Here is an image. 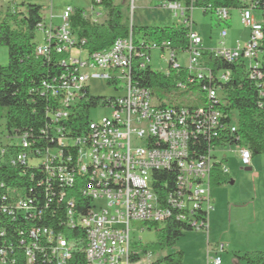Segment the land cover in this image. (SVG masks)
<instances>
[{
    "label": "built area",
    "instance_id": "built-area-1",
    "mask_svg": "<svg viewBox=\"0 0 264 264\" xmlns=\"http://www.w3.org/2000/svg\"><path fill=\"white\" fill-rule=\"evenodd\" d=\"M13 1L0 0V17L6 4L15 5ZM62 1L64 4L57 17L60 22L54 24L50 4L48 20L43 17L36 27L37 34L41 35V41L34 50L36 56H46L53 45L57 53L69 54L67 62H76L75 71H66L52 82L41 84L43 92L55 100L56 108L47 110L51 124L65 120L69 108L87 99L89 80H103L116 91L118 82L122 81L123 86L119 95L105 97L106 102L100 104L111 109L109 116L99 121L89 120L85 134L59 137L62 146L75 150L72 156L69 153L67 157V160L73 159L74 169L71 171L61 164L52 166L53 162L61 159L62 154L58 150H32L25 136L17 142L10 138L11 146L18 145L20 152L15 159L9 157L8 160L12 164L15 161L35 166L41 164L47 175L56 174L59 181L68 186L70 179H75L74 173L82 182L88 181L87 188L81 190L92 200L91 208L82 214V218H75L72 215L73 200H69L64 218L59 219L60 227L68 229L79 225L85 231L86 264H162L158 263L162 257L154 255L149 249L143 251V245L131 239L132 224L140 222L144 227L151 224L162 226L171 220L192 230H206L208 214L213 210L210 195L212 168L219 163V170L227 174V169L221 159L213 157L216 148L209 146L205 155L195 158L191 154L190 143L195 135H210L209 130L217 127L219 113L202 108L178 110L162 107L153 101L149 89L132 83L131 74L133 69H141V64L149 63L152 50H159L168 67H185L197 78H210V72L202 67L201 61L206 48L201 46L200 34L193 30L191 14L198 3L203 9L201 2L205 0H189L188 5L183 0H168L162 5L173 11L179 25L186 28L188 47L182 52L187 59L185 66L178 62L179 52L171 49L167 41L136 39L131 16L138 0H115L117 5L125 7L129 33L114 40L108 48L90 54L83 51L85 40L74 35L69 20L79 7L83 18L98 23L104 16L102 0H90L85 6L73 5L69 3L71 0ZM237 11L239 23L249 29L247 41H236L233 47H228L224 42L227 30L222 29L219 46L208 50L227 61L244 60L249 78L260 79L263 77L258 67L263 18L260 15L257 19L250 8ZM215 13L221 21L228 20L230 16V10L225 8H219ZM74 49L80 53L72 55ZM164 52L168 55L165 56ZM220 78L226 80L228 74L223 73ZM259 93L264 96L263 90ZM207 95L212 100L218 99L214 87L207 88ZM56 129L59 133L58 126ZM230 130L235 131L233 124ZM3 153L1 148L0 157ZM238 155L244 168L252 166V153L248 147L238 145ZM162 171L174 175L169 190L160 191L153 186L154 173ZM80 174L86 180L83 176L80 179ZM59 196L64 198L63 193ZM31 208L30 201L20 198L13 208L1 205L0 213L13 216L14 210L27 211ZM1 229L2 225L0 238L4 236ZM19 237L14 243L4 240L3 247H0V264H15V255L25 264H67L71 258L66 235L60 229L31 222L20 231ZM222 251L224 247L220 245L219 253ZM211 262L221 264L220 256L212 258Z\"/></svg>",
    "mask_w": 264,
    "mask_h": 264
},
{
    "label": "trees",
    "instance_id": "trees-1",
    "mask_svg": "<svg viewBox=\"0 0 264 264\" xmlns=\"http://www.w3.org/2000/svg\"><path fill=\"white\" fill-rule=\"evenodd\" d=\"M183 1L189 4V0ZM13 2L14 6L9 3L5 5L0 17V47H5L7 51V63L0 64V108L4 110L0 114V122L3 123L8 136L15 142L25 136L32 150H58L62 154L61 159L53 162L52 166L61 164L71 171L74 169L73 159L71 157L67 160V157L72 156L75 150L70 146H62L59 137L85 134L90 120L89 109L106 102L105 96H93L87 89V99L83 103L79 102L69 108L65 120L51 124L47 110L56 108L55 100L43 92L41 84L44 81L52 82L66 71H73L72 65L67 62L69 54L57 53L51 45L46 56H36L34 50L39 41L36 27L43 20V7L25 0ZM202 3L203 12H212L219 8L230 11L250 8L254 14L259 13L262 16L263 39L259 46L258 67L263 77L250 79L244 60L227 61L205 49L201 57L202 67L210 72V78H197L185 67L178 69L168 67L167 71L160 72L150 69L147 65L142 69H133L131 81L134 85L149 89L162 107L178 110L202 108L219 113L217 127L209 130L210 135L198 134L191 141L190 151L195 158L205 155L209 146L218 148L234 144L246 145L253 152H264V96H260L259 93L260 90L264 91V0H205ZM101 4L104 16L98 23L83 18L79 7H76L69 20L74 35L78 39L85 40L83 51L86 54L108 48L117 38L126 37L130 30L127 18L115 0H102ZM197 7H201L200 3ZM132 32L134 35L141 34L140 39L167 41L170 48L179 53L184 52L188 47L187 31L183 25L137 28L133 25ZM223 73L228 74L226 80L220 78ZM179 84L182 86H178ZM172 87L198 89L205 94L204 105L185 106L175 104V100L172 99L163 101L162 95L157 91H167ZM209 87L216 89L218 99L208 98ZM232 124L235 126L234 132L230 130ZM56 126L59 128V133ZM11 149L12 151L4 152L0 157V206L13 208L16 200L24 198L31 202L32 208L27 211L13 209V216L0 213L1 230H4V236L0 238V247H3L4 240L7 243L18 242L20 231L26 229L32 222L64 231L71 252L67 264H86L85 231L76 225L68 229L60 227L59 219L64 218L69 200H73L72 215H75V218L91 208L92 200L81 190L87 188L88 181L82 182L78 174L74 173L75 179L68 186L59 181L56 174L47 175L41 164L27 165L20 164L19 161L12 164L8 158L15 159L20 147L13 144ZM213 157L216 158V155L213 154ZM214 165L210 174V186L227 181L226 173L219 170V163ZM81 176L83 175L80 174V179ZM173 176L171 172L166 171L154 173V188L160 191L169 190L173 185ZM61 193L64 194L62 199L59 196ZM31 213L34 215L29 216ZM146 227L154 229L156 240L143 246V251L169 248L176 243L184 231L192 230L182 223L171 220L162 226L151 224ZM235 257L242 259L244 264H264V251L260 250L248 251ZM19 259L18 255L17 258L15 255V264H25ZM158 263L184 264L183 252L177 250L167 254Z\"/></svg>",
    "mask_w": 264,
    "mask_h": 264
},
{
    "label": "rangeland",
    "instance_id": "rangeland-1",
    "mask_svg": "<svg viewBox=\"0 0 264 264\" xmlns=\"http://www.w3.org/2000/svg\"><path fill=\"white\" fill-rule=\"evenodd\" d=\"M32 4H38L43 7L42 13L45 20H48L50 14V4L52 7V15L54 24L60 22L58 15L61 12L64 2L62 0H25ZM90 0H71L69 3L73 5H87ZM168 0H138L135 3V8L131 16L133 25L137 27H166L177 26L179 24L178 19L174 17V12L162 7ZM125 12V7H120ZM130 14V12H128ZM193 20V30L197 31L201 38L203 48H213L219 46L221 38L220 31L222 29L227 30V36L224 39L225 44L228 47L235 45V41L240 43L246 42L249 36V29L243 27L239 23V14L237 10H231L229 19L221 21L218 19L215 11L203 12L200 7H194L191 11ZM127 15V13H126ZM259 19V13L255 14ZM141 34H136L135 37H141ZM37 38L41 41V35L38 34ZM80 53L77 49L72 50V55ZM159 50H152L150 52V61L147 64L150 69L154 71L165 72L168 69L166 60L160 57ZM167 56L168 53L164 52ZM178 62L185 66L186 55L182 52L177 55ZM7 63V51L5 47H0V64L5 65ZM89 91L93 96H117L120 94V88L123 86V82L120 81L116 84L114 90L108 86L103 80H89ZM158 94H161L163 101L167 99L175 100V104L180 105H199L202 106L205 103V94L198 89L187 90L178 87H172L167 91L158 90ZM156 101L153 95V101ZM3 109L0 108V114L3 113ZM111 113L110 108L102 107L101 105L93 106L89 109V119L99 121L105 116H109ZM0 146L4 152L9 153L11 149V141L7 132L4 129L3 123L0 122ZM246 146V145H242ZM247 147V146H246ZM252 153V168L251 170H245L240 164L238 155V145H225L215 149L216 156L222 160V163L227 169L226 182L220 185L210 186V192L214 193L218 188H222L221 197L222 200L234 201L240 197L243 192H254L257 196L256 208L253 205H246L237 207L236 205H230L233 216L226 219L228 228L216 229L208 234L206 230H187L184 231L182 236L176 241V243L163 250H154L153 253L156 256L163 257L174 251L181 250L183 252L184 264H213L212 258L220 256L221 264H234L233 259L235 255H242L248 251L262 250L264 249V231L260 228L264 225V212L261 206L264 203V152ZM9 156V155H8ZM8 158V157H7ZM259 164L257 167L255 164ZM256 172V173H255ZM254 174V176H250ZM257 175L259 178L257 179ZM263 180V181H262ZM249 193V194H251ZM253 193V194H254ZM254 194V195H255ZM252 195V194H251ZM233 203V202H232ZM233 206V207H232ZM257 211L256 215L254 214ZM243 212L241 217H237L236 213ZM247 214V215H246ZM247 216V220H246ZM245 218L244 222L239 221V218ZM237 218V221H236ZM246 223V224H245ZM225 226V225H224ZM143 228V229H141ZM131 239L139 244L145 246L151 244L156 240V232L154 229H148L140 222H133L131 227ZM224 247V251L219 253V246ZM241 253V254H239ZM237 263L244 264L243 260L239 261L235 259Z\"/></svg>",
    "mask_w": 264,
    "mask_h": 264
},
{
    "label": "crops",
    "instance_id": "crops-1",
    "mask_svg": "<svg viewBox=\"0 0 264 264\" xmlns=\"http://www.w3.org/2000/svg\"><path fill=\"white\" fill-rule=\"evenodd\" d=\"M236 41H238V40H236ZM236 41H235V43H236ZM233 46H231V47H233ZM216 47H213V48H216ZM206 49H209V48H206ZM258 165L259 164H257V163L255 164L256 167ZM251 168L252 167H250L249 170H251ZM250 176L253 177L254 174H250ZM255 176H257V175H255ZM258 178L259 177L257 176V179ZM222 191H223L222 188H220V189L218 188V190H216V192H214V193L210 192L213 210L208 214V217H207L206 233L208 234V236H209L210 232L215 231L216 229H219V228L223 229V227L225 229L228 228V225L226 224V219L229 220V218L233 216V213L230 210V209H232V208H230V205H236L237 207H241L243 205L245 206V204H246L248 206L253 205V207L256 208L257 196L254 192L251 193L248 191H246V192L244 191L243 194L240 197H238L234 202V201H231V200L229 201L226 199L222 200V198H220ZM249 193H251L252 195ZM261 206L263 207V212H264V203ZM256 213H257V211H255L254 214L256 215ZM236 215H237V217H241L243 215V212L236 213ZM238 220L239 221L241 220V222H244L245 218L242 217V218H239ZM246 220H247V216H246ZM236 221H237V218H236ZM260 229L262 231H264V225H262ZM263 242H264V240H263ZM260 251H264V249H262ZM239 254H241V253H239ZM235 256H234V259L232 260L234 264L237 263L235 259H237L238 261L240 260V259L236 258ZM238 256H240V255H238Z\"/></svg>",
    "mask_w": 264,
    "mask_h": 264
},
{
    "label": "bare ground",
    "instance_id": "bare-ground-1",
    "mask_svg": "<svg viewBox=\"0 0 264 264\" xmlns=\"http://www.w3.org/2000/svg\"><path fill=\"white\" fill-rule=\"evenodd\" d=\"M69 64H70V66L72 65V67H73V71H75L76 70V62H69ZM145 66H147V64H141V69L142 68H145ZM73 182V179H70V184ZM76 218H82V215L81 216H79V217H76ZM72 226H74V225H72ZM76 226H79V225H76Z\"/></svg>",
    "mask_w": 264,
    "mask_h": 264
},
{
    "label": "water",
    "instance_id": "water-1",
    "mask_svg": "<svg viewBox=\"0 0 264 264\" xmlns=\"http://www.w3.org/2000/svg\"><path fill=\"white\" fill-rule=\"evenodd\" d=\"M245 170H249V168H245Z\"/></svg>",
    "mask_w": 264,
    "mask_h": 264
}]
</instances>
